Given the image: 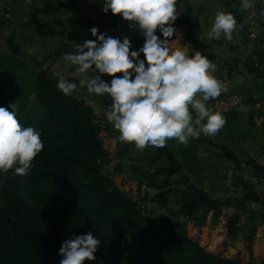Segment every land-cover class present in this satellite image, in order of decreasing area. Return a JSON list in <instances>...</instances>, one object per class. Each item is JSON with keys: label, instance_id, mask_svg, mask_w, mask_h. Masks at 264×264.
Segmentation results:
<instances>
[{"label": "crops", "instance_id": "obj_1", "mask_svg": "<svg viewBox=\"0 0 264 264\" xmlns=\"http://www.w3.org/2000/svg\"><path fill=\"white\" fill-rule=\"evenodd\" d=\"M10 2L0 0V15L5 18L15 14L7 9ZM17 3L22 9L16 13V25L31 34L30 42L38 41L46 49L45 57L62 64L67 79L85 78L63 54L75 51L76 44H82L80 39L95 40L92 27L121 39L127 35L134 47L144 38L120 16L116 27L109 29L102 0H58L36 6L31 0ZM253 4L264 12V0H253ZM234 7L231 0H180L181 14L174 21L177 31L171 35L174 47L186 46L189 55L199 51L214 64L213 75L225 77V94L244 96L241 106L222 113L226 124L216 136L201 134L187 145L169 139L164 146L139 147L132 140H120L118 130L108 121L112 103L108 94L97 96L86 87L78 89L110 125L109 169L122 191L135 200L142 198L143 206L156 209L157 215L184 223L189 237L209 252L229 249L239 255L253 247L257 259L264 261V185L252 187L243 179H231L239 169L264 173V78L242 65L241 72L231 78L222 70L225 60L235 57L244 63L259 44L264 48V25L240 23ZM219 11L232 12L238 21L239 34L234 33L231 41L223 35L219 39L208 36ZM102 78L111 80L108 75ZM161 198L164 206L159 204Z\"/></svg>", "mask_w": 264, "mask_h": 264}, {"label": "trees", "instance_id": "obj_2", "mask_svg": "<svg viewBox=\"0 0 264 264\" xmlns=\"http://www.w3.org/2000/svg\"><path fill=\"white\" fill-rule=\"evenodd\" d=\"M31 1L36 6L58 0ZM107 15L108 28L116 27L118 16ZM237 19L244 21L238 12ZM21 57L18 44L8 51L0 43V106L38 130L44 149L29 174L0 173V264H60L62 242L89 231L101 244L83 264H239L207 251L184 223L152 215L123 192L105 171L112 162L101 137L103 130L109 134L108 121L101 124L77 90L65 96L45 71ZM230 61L221 68L227 78L241 72V65L264 78L261 44L244 63ZM219 80L224 83V75ZM25 181L44 193L48 210L24 204ZM159 204L166 202L161 198Z\"/></svg>", "mask_w": 264, "mask_h": 264}, {"label": "clouds", "instance_id": "obj_3", "mask_svg": "<svg viewBox=\"0 0 264 264\" xmlns=\"http://www.w3.org/2000/svg\"><path fill=\"white\" fill-rule=\"evenodd\" d=\"M102 3L104 13L120 16L130 22L129 28L143 34L142 43L134 47L127 35L121 39L92 27L95 40H84L76 44L75 51L63 54L85 78L77 81L58 73V89L65 96H72L78 87L97 96L108 94L112 99L108 121L118 130L120 140H132L139 147L164 146L169 139L187 145L201 134L216 136L226 117L207 102L219 97L224 85L213 75L215 66L205 55L199 51L189 55L186 46H173L171 35L177 31L174 21L181 14L180 0ZM241 6L254 8L253 0H241ZM239 30L232 12L219 11L208 36L219 39L223 35L231 41ZM11 107L15 109V104ZM43 149L41 133L23 126L15 110L0 106V173L29 174ZM100 244L101 237L92 231L74 235L62 242L60 264L92 260Z\"/></svg>", "mask_w": 264, "mask_h": 264}, {"label": "rangeland", "instance_id": "obj_4", "mask_svg": "<svg viewBox=\"0 0 264 264\" xmlns=\"http://www.w3.org/2000/svg\"><path fill=\"white\" fill-rule=\"evenodd\" d=\"M20 5L21 3L18 4L17 1L12 0V2L9 3L7 9L15 13L14 17L5 18L3 15L2 16L0 15V43L2 47L9 51L12 48V45L14 43L18 44L19 51H20V57L22 56L21 59L23 58L26 63L30 65H34L38 69L45 71V74L48 76V78L51 79V81L55 83H57V80H58V75H57L58 73L62 74L65 78H67V74L64 72V68L62 67V64L52 62L49 58L45 57L44 56L45 54L43 52L46 49H43L40 46V43L38 41L30 42L31 34L16 25L18 22V20H16V13L20 12L22 9ZM228 63L231 64L230 59L225 60V63L223 64L224 69ZM262 69H264V66H262L261 70ZM76 90L78 91L80 96L85 98L80 89L77 88ZM95 114H96L97 120L98 119L105 120V118L101 116L100 114H97V113ZM110 148L111 146L109 147L108 150H110ZM75 166H78V165L76 164ZM105 171L110 172L109 165L108 167L107 165L105 166ZM251 171L253 172L255 171L258 173L260 172L259 170H255V169H251ZM116 184L119 185V182H116ZM249 185L252 187L255 186L251 184ZM25 187L26 188L23 190V199H24L25 205L35 208L36 210H40V211L49 209L48 205H46L45 203V199L43 196L44 193L41 190L37 189L33 184H31L30 181L29 182L25 181ZM142 200L143 199L141 198V201ZM141 201L139 202L141 203ZM141 205L143 206L144 203H141ZM146 211H149L152 215H157L158 213L156 209L154 211H150L147 209ZM174 220L176 221V219ZM217 254H220L221 256L227 259H231L232 261L239 263V264H264V261H259L257 259L255 255V250L253 247L252 248L250 247L249 249H247V251H245V253H242L239 255H236V253L234 252L231 253L229 249H225V251L221 253H217Z\"/></svg>", "mask_w": 264, "mask_h": 264}, {"label": "built area", "instance_id": "obj_5", "mask_svg": "<svg viewBox=\"0 0 264 264\" xmlns=\"http://www.w3.org/2000/svg\"><path fill=\"white\" fill-rule=\"evenodd\" d=\"M233 5L235 6V10L240 13L243 17L244 22L253 23V24H261L264 23V12L261 11L258 7H254L252 9H243L241 6V0H231ZM79 42H82L81 39ZM244 96L239 93H227L221 99H214L208 105L211 107L213 111H219L221 113L228 112L234 107L241 106L244 103ZM101 124L105 123V120H99ZM101 137L104 140L105 147L109 149L110 141L109 136L106 130H103L101 133ZM236 178L243 179L248 184L251 185H264V173L253 172L251 170L239 169L236 171L235 175L231 179L234 180Z\"/></svg>", "mask_w": 264, "mask_h": 264}, {"label": "water", "instance_id": "obj_6", "mask_svg": "<svg viewBox=\"0 0 264 264\" xmlns=\"http://www.w3.org/2000/svg\"><path fill=\"white\" fill-rule=\"evenodd\" d=\"M226 91L222 92L221 95L218 97L219 99L223 98V96L225 95Z\"/></svg>", "mask_w": 264, "mask_h": 264}]
</instances>
